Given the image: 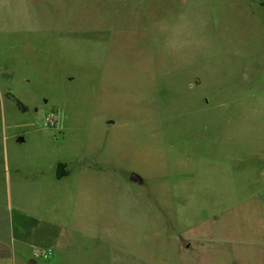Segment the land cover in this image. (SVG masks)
I'll use <instances>...</instances> for the list:
<instances>
[{"label": "rangeland", "instance_id": "1", "mask_svg": "<svg viewBox=\"0 0 264 264\" xmlns=\"http://www.w3.org/2000/svg\"><path fill=\"white\" fill-rule=\"evenodd\" d=\"M0 93L36 264L264 256V0H0Z\"/></svg>", "mask_w": 264, "mask_h": 264}, {"label": "crops", "instance_id": "2", "mask_svg": "<svg viewBox=\"0 0 264 264\" xmlns=\"http://www.w3.org/2000/svg\"><path fill=\"white\" fill-rule=\"evenodd\" d=\"M4 145L8 147V142ZM6 147L0 141V264H36V251L53 250L59 243L62 227L39 214L34 200L18 201V197L28 196L33 190L24 187L27 179L20 172L18 158L12 157ZM235 241L229 249L219 244L217 253L205 255L204 260L208 264H247L248 257L239 253ZM254 261L264 264V256Z\"/></svg>", "mask_w": 264, "mask_h": 264}, {"label": "water", "instance_id": "3", "mask_svg": "<svg viewBox=\"0 0 264 264\" xmlns=\"http://www.w3.org/2000/svg\"><path fill=\"white\" fill-rule=\"evenodd\" d=\"M24 140H25V137H24L23 135H21V136H19V137L17 138V141H18V142H23ZM60 164H62V163H60ZM60 164H59V166H60ZM65 174H66V172H65V173H59L58 170H57V175H58L59 177L65 175ZM129 180L132 181V182H135V183H137V184H142L143 181H144V178H143V176H142L141 174H139L138 172H136V171H131L130 174H129ZM34 262H35V261H33L32 263H34Z\"/></svg>", "mask_w": 264, "mask_h": 264}, {"label": "flooded vegetation", "instance_id": "4", "mask_svg": "<svg viewBox=\"0 0 264 264\" xmlns=\"http://www.w3.org/2000/svg\"><path fill=\"white\" fill-rule=\"evenodd\" d=\"M59 164L60 163H58V165H57V170H58V172L59 173H65L66 172V166L62 163V164H60V166H59Z\"/></svg>", "mask_w": 264, "mask_h": 264}, {"label": "trees", "instance_id": "5", "mask_svg": "<svg viewBox=\"0 0 264 264\" xmlns=\"http://www.w3.org/2000/svg\"><path fill=\"white\" fill-rule=\"evenodd\" d=\"M16 103L19 106L20 109H22L23 111L26 110V106L23 104V102L19 99L16 98Z\"/></svg>", "mask_w": 264, "mask_h": 264}]
</instances>
